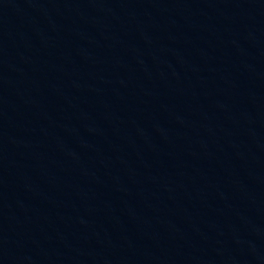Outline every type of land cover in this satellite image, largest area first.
<instances>
[{"label": "water", "instance_id": "water-1", "mask_svg": "<svg viewBox=\"0 0 264 264\" xmlns=\"http://www.w3.org/2000/svg\"><path fill=\"white\" fill-rule=\"evenodd\" d=\"M0 264H264V0H0Z\"/></svg>", "mask_w": 264, "mask_h": 264}]
</instances>
